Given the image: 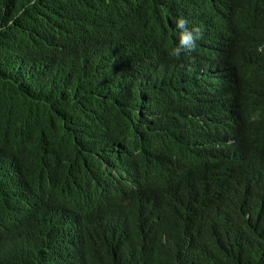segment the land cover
<instances>
[{"label":"trees","instance_id":"16d2710c","mask_svg":"<svg viewBox=\"0 0 264 264\" xmlns=\"http://www.w3.org/2000/svg\"><path fill=\"white\" fill-rule=\"evenodd\" d=\"M0 264H264V0H0Z\"/></svg>","mask_w":264,"mask_h":264},{"label":"clouds","instance_id":"9594fccd","mask_svg":"<svg viewBox=\"0 0 264 264\" xmlns=\"http://www.w3.org/2000/svg\"><path fill=\"white\" fill-rule=\"evenodd\" d=\"M175 29L178 41L168 50L169 58L180 59L182 53L190 54L197 50V41L202 39V29L195 24L189 27V20L184 16L175 18Z\"/></svg>","mask_w":264,"mask_h":264}]
</instances>
